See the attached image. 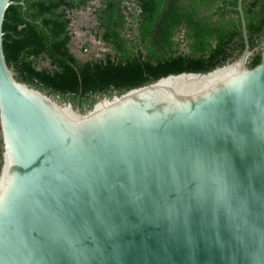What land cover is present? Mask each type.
Returning <instances> with one entry per match:
<instances>
[{
  "label": "water",
  "instance_id": "1",
  "mask_svg": "<svg viewBox=\"0 0 264 264\" xmlns=\"http://www.w3.org/2000/svg\"><path fill=\"white\" fill-rule=\"evenodd\" d=\"M23 3L0 0V264H264V40L241 0L238 56L85 109L7 64Z\"/></svg>",
  "mask_w": 264,
  "mask_h": 264
},
{
  "label": "trees",
  "instance_id": "2",
  "mask_svg": "<svg viewBox=\"0 0 264 264\" xmlns=\"http://www.w3.org/2000/svg\"><path fill=\"white\" fill-rule=\"evenodd\" d=\"M89 1L23 0L7 8L3 52L19 81L82 108L98 96L168 74L211 70L238 56L244 47L237 0H99L93 8L94 35L109 52L80 60L70 49L71 13ZM241 5L253 48L264 31V0H242ZM180 33L182 39L177 40ZM260 62L258 50L249 67Z\"/></svg>",
  "mask_w": 264,
  "mask_h": 264
},
{
  "label": "rangeland",
  "instance_id": "3",
  "mask_svg": "<svg viewBox=\"0 0 264 264\" xmlns=\"http://www.w3.org/2000/svg\"><path fill=\"white\" fill-rule=\"evenodd\" d=\"M97 1L90 0L86 7L71 13L72 40L70 49L80 60L101 58L109 52L107 45L96 39L92 31L96 25L93 8L97 5ZM41 64L44 65L45 63Z\"/></svg>",
  "mask_w": 264,
  "mask_h": 264
},
{
  "label": "flooded vegetation",
  "instance_id": "4",
  "mask_svg": "<svg viewBox=\"0 0 264 264\" xmlns=\"http://www.w3.org/2000/svg\"><path fill=\"white\" fill-rule=\"evenodd\" d=\"M242 1V0H241ZM99 3V0L97 1V4ZM238 3H239V0H237V7H235L237 10H238V12H239V15H240V11H239V7H238ZM241 9H242V5H241ZM129 10H132V7H129ZM243 11V10H242ZM244 16V15H243ZM216 18V16L214 17V19ZM241 20V19H240ZM133 20L132 19H130L129 20V22H128V24L130 25V24H132L131 22H132ZM95 23H96V25H95V28L92 30L93 31V33L95 32V29H96V26H97V22L95 21ZM133 25L134 26H136L134 23H133ZM182 33V32H181ZM181 33H180V35L179 34H177L176 36H175V38L177 39V40H181L182 39V36H181ZM128 35H130V34H128ZM96 37V36H95ZM96 39H98L99 41H102L99 37H96ZM264 40V31H263V33H261V35H260V44L262 43V41ZM103 42V41H102ZM104 43V42H103ZM259 44V45H260ZM182 45V49L183 50H186V47H185V44L184 43H182L181 44ZM259 45H257V46H255V47H258ZM255 47H253V48H251V49H254ZM244 48V47H243ZM256 51V50H255ZM254 51V52H255ZM258 51V50H257ZM254 54V53H253ZM89 105H85V106H83L82 108L83 109H85V108H87Z\"/></svg>",
  "mask_w": 264,
  "mask_h": 264
}]
</instances>
